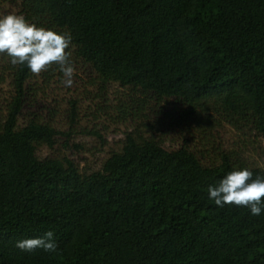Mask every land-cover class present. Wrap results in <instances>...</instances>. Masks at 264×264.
Masks as SVG:
<instances>
[{
	"label": "trees",
	"instance_id": "obj_1",
	"mask_svg": "<svg viewBox=\"0 0 264 264\" xmlns=\"http://www.w3.org/2000/svg\"><path fill=\"white\" fill-rule=\"evenodd\" d=\"M11 1L29 22L70 33L71 61L101 88L175 102L203 135L220 120L264 135V0ZM60 75L56 65L39 74L48 85ZM35 76L0 54L12 90L0 121V264H264V209L219 207L207 192L234 165L254 177L264 166L231 152L203 165L187 145L166 150L136 132L99 170L40 158L58 132L35 117L18 124ZM47 231L55 252L15 246Z\"/></svg>",
	"mask_w": 264,
	"mask_h": 264
},
{
	"label": "rangeland",
	"instance_id": "obj_2",
	"mask_svg": "<svg viewBox=\"0 0 264 264\" xmlns=\"http://www.w3.org/2000/svg\"><path fill=\"white\" fill-rule=\"evenodd\" d=\"M7 12L18 10L11 0H0V13ZM72 63L75 75L71 87L62 83V75L54 77L50 85L36 75V86L31 83L29 87L18 124H23L26 116L35 117L58 132L52 150L46 146L38 149L40 158L67 157L83 172L99 170L112 152L121 150L126 134L136 132L152 137L166 150L187 145L202 158L203 165L216 160L220 152H231L247 164L264 166V135L238 131L222 120L203 135L202 129L184 116L185 108L175 102L143 101L141 96L136 101L117 84L101 88L88 66L81 61ZM9 84V79L0 83V121L12 93Z\"/></svg>",
	"mask_w": 264,
	"mask_h": 264
},
{
	"label": "clouds",
	"instance_id": "obj_3",
	"mask_svg": "<svg viewBox=\"0 0 264 264\" xmlns=\"http://www.w3.org/2000/svg\"><path fill=\"white\" fill-rule=\"evenodd\" d=\"M71 40L70 33L37 26L23 14L0 13V54L6 55L13 66L26 65L34 75L56 65L66 87L73 85L75 75L71 52L66 51ZM207 192L209 199L219 207H246L252 215H260L264 209V176L254 177L246 167L234 165L222 178L209 185ZM15 246L25 252L38 248L50 253L57 250L52 231L42 237L17 240Z\"/></svg>",
	"mask_w": 264,
	"mask_h": 264
}]
</instances>
